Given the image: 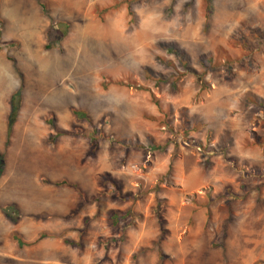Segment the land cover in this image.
Here are the masks:
<instances>
[{
    "label": "rangeland",
    "instance_id": "obj_1",
    "mask_svg": "<svg viewBox=\"0 0 264 264\" xmlns=\"http://www.w3.org/2000/svg\"><path fill=\"white\" fill-rule=\"evenodd\" d=\"M30 1L39 48L0 0V264H264V0ZM33 121L71 134L43 151Z\"/></svg>",
    "mask_w": 264,
    "mask_h": 264
},
{
    "label": "crops",
    "instance_id": "obj_2",
    "mask_svg": "<svg viewBox=\"0 0 264 264\" xmlns=\"http://www.w3.org/2000/svg\"><path fill=\"white\" fill-rule=\"evenodd\" d=\"M3 3H4V0H2L1 4L3 5ZM5 4H6V12L9 15H11V16L17 15V16H15L16 19H15V17L13 18V20H12L13 24L12 25L25 23V21L17 19L18 15L21 16L23 12H25V14H27L28 12H29V14H31L30 10L33 9L34 12L32 13V15L34 17V19H33L34 22H33V26L31 28L29 27V29L33 32V35H31V37L29 39L31 40V39L35 38L36 40H38L37 48H39L40 45H44L46 23H45V17L41 13V11L38 9L37 2L32 3L30 0H28V4H27V7L25 10H23L24 9L23 5H21L19 3V0H14L11 2H10V0H5ZM1 8H2V6H1ZM2 11H3L2 13H3L4 18H6L8 21V24H10V20H9L10 18L4 13L3 8H2ZM17 13H19V14H17ZM30 30H29V32H30ZM9 38H12V37H6V39H9ZM14 38H16V40L21 42V46H22L23 40L19 37L18 38L14 37ZM1 54H3V52L0 51V74L7 73V74H10L9 76L13 80H16V81L19 80L20 78L18 76V72L16 71L13 64L5 63V57ZM20 86H21V81H20V85L18 84L16 86H14V84H12V86H10V87H5L4 85L0 84V106H1V109H0V132H1L0 133V153H4V158H5V171H4L3 176L0 178V184H1L2 180L4 179V176L8 170L7 153L11 150L13 145L16 143L17 140H15V137L18 135V131L21 128L22 117H21V115H19L17 121L15 122V124L13 126V130H12V133L10 135V138H8V122H7V117H6L7 106H9V104H10V100H11L12 95L17 90H19ZM30 129L32 131L36 130L37 145L40 148H42L43 151H48V147L53 146L52 143L47 144V142H46L48 134L51 132L48 131V127L44 121H33V126ZM37 130L39 132H37ZM34 136H35V134L33 135V137ZM62 138H63V136H62ZM8 139H9V141H8ZM33 141H35V138L33 139ZM39 141H42V143L38 144Z\"/></svg>",
    "mask_w": 264,
    "mask_h": 264
},
{
    "label": "trees",
    "instance_id": "obj_3",
    "mask_svg": "<svg viewBox=\"0 0 264 264\" xmlns=\"http://www.w3.org/2000/svg\"><path fill=\"white\" fill-rule=\"evenodd\" d=\"M44 8V7H43ZM3 20L1 19L0 17V25H2L3 23ZM61 37V36H60ZM52 46H56V47H59V45L56 43V44H52V43H47L45 45V47L47 49H50L52 48ZM10 60L15 64V69L16 71L19 73V70H18V67L16 66V63H15V60L13 58L10 57ZM20 96V91L19 92H16L12 95L11 97V105H12V108H11V112L9 114V118H8V138H10V135L12 133V130H13V126L16 122V119H17V116H18V112H19V104H18V97ZM74 113L76 115H78V117H86V115L84 113H82L81 111L79 110H74ZM47 122H50V119L48 120L47 119ZM53 129H56V126H52ZM71 133L67 132V131H60V130H57L55 131V133H51L49 135V142L54 144L57 142V139L60 137V136H63V135H69ZM9 141V139H8ZM91 143H92V146H93V150L96 148V144H97V141L94 137L91 138ZM4 171H5V158H4V153H0V178L3 176L4 174ZM44 182H48L49 181H44ZM57 185H65V184H68L67 181L63 180L61 182H58L56 183ZM2 210L5 214V216L11 220L12 222H17L18 218H19V213L17 211L16 208L12 209L10 208L9 206H4L2 207ZM14 238L19 242L20 245L24 244V242H22L20 239H19V236L17 235V233H14ZM44 237L43 235L40 237L42 238Z\"/></svg>",
    "mask_w": 264,
    "mask_h": 264
},
{
    "label": "bare ground",
    "instance_id": "obj_4",
    "mask_svg": "<svg viewBox=\"0 0 264 264\" xmlns=\"http://www.w3.org/2000/svg\"><path fill=\"white\" fill-rule=\"evenodd\" d=\"M9 75V74H8ZM10 81V80H9ZM7 83H9V82H7ZM5 86V85H4ZM7 87H8V85H7ZM10 87V86H9ZM7 91V90H6Z\"/></svg>",
    "mask_w": 264,
    "mask_h": 264
}]
</instances>
